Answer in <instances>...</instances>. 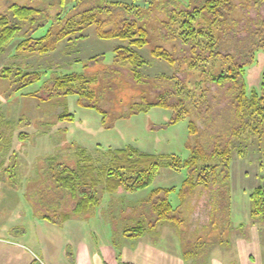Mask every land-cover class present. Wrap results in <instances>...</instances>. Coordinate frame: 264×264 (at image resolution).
I'll list each match as a JSON object with an SVG mask.
<instances>
[{"label":"rangeland","instance_id":"374dc122","mask_svg":"<svg viewBox=\"0 0 264 264\" xmlns=\"http://www.w3.org/2000/svg\"><path fill=\"white\" fill-rule=\"evenodd\" d=\"M106 1L109 4L115 0ZM186 1L179 0L176 4H170L163 12L141 0L139 7L142 8L139 13L147 17L146 22L150 32L149 47L142 51L151 63L144 70L148 77L137 85V79L130 68L114 63V48L121 42L117 39H101L95 26L84 30L83 33L87 35L85 38L61 42L56 50L47 54L42 55L40 52L32 54L18 49V45L30 32L34 38H37L45 36L49 28L56 31L60 26L64 27L72 16L86 8V5L79 4V0H0V14H11L8 12L9 8L12 4L18 3L38 6L46 15L49 14L51 19L47 21L46 27L36 31L34 30L38 25L33 29H30V24L24 25L20 34L0 54V125L2 120L5 122L2 127V131L5 132L0 130V133L3 139L7 138L5 142L8 143L4 149V140L1 141L0 153V264H16L13 256L4 248L5 244L8 245L12 240L6 235L9 231L3 233L2 225L11 229L23 225L30 229L36 225V222L43 224L44 218L41 216L44 211L41 209V204L35 200L37 196L34 190L44 187L53 194L55 188L53 174L57 169L62 170L64 166L75 169L77 163L87 162V156L90 155L95 164H107L112 156L109 152L122 147H134L140 153L175 155L182 162L187 161L196 151L200 163L197 167L182 165L180 168H177L178 165L166 167L161 170L153 185L144 190L133 192L122 190L114 194L103 192L100 206L95 209H98V213L104 212L113 216L109 222H114L118 244L123 246L121 235L129 240L134 239L128 237L124 230L133 229L139 223L143 224L141 221L143 219L147 226L143 229L144 233L139 236L144 235L145 232L155 235L164 224L172 226L170 231L174 236L177 232L173 230L174 227H179V230L180 227H185L183 235L182 233L180 235L186 241L184 252L191 260L196 254L206 252L208 245L215 243L224 248L223 246L226 247L235 240L236 249L241 250L243 254L240 251H237V254L228 248L229 250L226 249L222 255L224 262L237 264L242 261V264L249 259L252 250L256 253L255 259L261 260L264 264V216L251 215L252 192L257 186H264V122L262 125L248 123L245 126L249 115L238 113L240 116L243 115L240 117L243 121V132L240 130V135L235 133L237 138L235 137L230 144L234 152L228 171L230 208L223 213L222 208L218 209L214 201L213 209L210 204L202 206L204 201L208 200L206 195L208 190L217 189L219 186L212 179L217 173L211 172L212 165L219 161L215 159L211 163L204 161L210 160L212 157L210 154L217 145H226L232 139L229 137L232 131L236 132L241 128L240 123L232 127V124L236 123L235 117L237 119L233 100L238 95L233 89V82L218 87L208 79L217 77L233 60L242 63L251 60L245 68L244 90L250 98L258 95L259 100L264 99V47L256 49L254 57H248L249 46L252 43H244L254 38L257 43L264 45V39H261L264 37V5L257 9L254 1H251L249 7L243 6L240 2L233 16L228 18L225 27L219 23L214 24L208 15L202 13L196 26L206 28L209 35L196 39V46L193 48L195 42L187 44L173 37L174 31L180 33L178 27L180 19L177 13L180 7L188 10L185 7ZM136 12L135 9H130L126 15L134 17ZM255 34L263 36L258 38ZM240 39L243 41L240 42ZM210 46L214 48L212 57H209L210 50L207 49ZM157 47L173 55L177 61L175 66L165 61L154 62L150 50ZM245 47H247L246 51ZM204 55L208 56L206 60L202 59ZM194 59L198 64L195 70L191 68ZM4 68L12 73L4 72ZM21 68L36 72L44 70L45 74L38 83L27 85L15 92L13 88L17 81L16 78L14 79V74ZM203 68L209 78L207 84L201 85L198 80L206 81L200 77L202 74L200 69L204 70ZM72 72L85 73L88 78H92L91 82L88 81L89 83L85 85L86 90L92 93L93 97L91 101L84 98V102L96 101L98 108L82 106L76 94L61 101L47 100L55 90L54 75ZM173 72L181 75L182 85L179 90L175 82L166 79L167 76H173ZM4 75L9 79L2 77ZM241 88L242 82L237 86V90ZM143 90L151 100L163 90H170L173 95L171 101L174 102L182 96L185 105L190 109L189 113L186 114L185 119L174 124L171 123L173 112L166 108L153 107L148 112L135 113L132 105L140 100ZM191 99L194 100L195 105ZM243 102L248 103L246 99ZM65 109L66 113L73 115V121L68 118L60 120ZM190 120L195 125V134L189 128ZM6 122H9V125ZM254 129L258 132L257 130L253 132ZM22 131L29 135L28 138L19 137ZM223 167L225 166L219 164L217 172L223 171ZM207 173L211 175V179L202 182L204 179L200 180V176L209 177ZM189 176L193 181L200 183H197L193 190L192 185L186 187V192L187 189L189 190L188 197L181 202L179 191ZM159 187L175 189L168 194V197L175 207H179V212L176 214L180 219L179 223L176 220H168L155 224L152 209L154 200L151 195L152 191ZM162 196L161 192L159 197ZM21 209H25L26 214H19ZM53 220L61 223L58 218ZM195 224L197 226L201 224L202 228L193 230L191 227ZM10 234L17 233L12 230ZM242 238L250 239L252 242L250 250L249 247L245 248L244 245L239 244ZM226 239H229L230 243ZM259 240L260 244L257 245ZM23 259L26 260L24 257ZM235 259L240 260L237 262ZM208 260L209 258L206 259L207 262Z\"/></svg>","mask_w":264,"mask_h":264},{"label":"trees","instance_id":"16d2710c","mask_svg":"<svg viewBox=\"0 0 264 264\" xmlns=\"http://www.w3.org/2000/svg\"><path fill=\"white\" fill-rule=\"evenodd\" d=\"M150 4V6L156 10H161L163 12L168 9L170 4H176L179 0H144ZM251 1L255 2V7L257 9L260 6L264 5V0H187L185 9H179L177 16L180 21H178V27L180 29V33L173 34V37H177L182 40L183 43H194L193 48L196 46V39L205 38V36L209 35L206 28L197 27V21L200 18L202 13L208 15L209 19L214 21V24L219 23L221 26H227L228 18L233 16L234 11L238 8L239 3L245 7H249L251 5ZM141 0H125V1H112L111 3H107L106 0H79L80 5H86V8L80 10L79 13L75 14L68 20V23L63 27L60 26L58 30L54 31L53 28H49L47 30V34L43 37L34 38L33 34L26 35L23 41L21 42L18 49L22 51L32 52V54H36L40 52L42 55L47 54L49 51L56 50L61 42L68 41L77 38H85L87 35L83 32L89 27L95 26V29L98 31V35L101 39H117L121 43L116 45L114 48L115 58L114 63L126 66L131 69V73L137 79V85H140L141 81L148 77L145 74L144 70L149 66L151 62L147 59V57L143 53V49L149 47V29L146 22V16L139 13V10L142 7L140 6ZM79 5V6H80ZM135 9L137 14L135 13L134 17L130 15H126L129 10ZM151 9V10H154ZM250 11V10H249ZM7 13L0 14V54L6 49L7 45H9L16 36L20 34L24 25L30 24V29H33L34 26L38 25L37 29L46 27L47 21L51 20L49 14L46 15L45 11L38 6L32 5H20L18 3L12 4ZM147 15V14H146ZM172 17H174L172 15ZM76 18V19H75ZM176 18V16L174 17ZM58 19H60L58 17ZM57 19V20H58ZM174 20V19H173ZM211 20V21H212ZM59 24L61 22L59 21ZM76 26V27H75ZM256 35V34H255ZM55 36V38H54ZM263 35L257 34L256 37H262ZM261 39H264L262 37ZM243 40L240 39V42ZM249 42L252 43L250 49L248 50V57H254L256 49H261L264 45L257 43L254 38H251L244 43ZM243 43V44H244ZM41 44V45H39ZM217 46V44H215ZM210 50L209 57L214 55V48L207 47ZM247 47H245L246 51ZM152 59L158 61H165L170 63L172 66L176 64V59L173 55L169 54L168 51H164L163 48L157 47L150 50ZM207 55L203 56L202 59L206 60ZM251 57V58H252ZM246 59V57H244ZM196 59V58H195ZM194 59V62L191 65L193 70L197 69V60ZM251 61V60H250ZM250 61L239 62L232 61L229 67L221 72L217 77L209 78L208 73L202 69L201 78L206 79V81L198 80L199 84H204L208 81L215 83L218 87H224L226 83L233 82V89L237 97L233 100L234 104V113L237 116L234 120L236 123H240V127L238 131H232L231 137L232 139L226 145H217L210 155L212 157L210 162L214 159L216 162L211 167V172L217 175L213 176L212 179L215 180L216 184H219L217 189H209L206 195H208V200H205L202 204L209 205L213 209L214 203L217 204V208H222V212L228 210L230 208V183H229V167L232 164V155L234 152L231 149L230 144L232 140L237 138V135H240L241 131L243 132L242 126V118L243 115L238 113H247L249 116L247 117V121H245V126L248 123H256L262 125L264 122V99H258V95H254L252 98L247 96L244 74L246 73V66L250 63ZM202 68V67H200ZM9 71V72H8ZM4 72L12 73L10 70L4 68ZM3 72V73H4ZM130 73V74H131ZM173 76H167V80H171V82H175L176 88L179 90L180 85H182L181 75L173 72ZM45 71H27L25 69L16 71L14 74V79L16 78V83L14 84L13 90L19 91L22 90L27 85H32L38 83V81L42 80ZM55 76V77H54ZM54 91L47 100L56 99L61 101V99H66L68 96L73 94L78 95V99L82 106L89 108H98V103L95 101L92 102H84L85 99H89L91 101L93 94L89 93L86 90V83L91 82L90 78L86 76L85 73H77L72 72L70 74L65 75H54ZM6 79H9L6 75L2 76ZM89 81V82H88ZM244 81V82H243ZM242 82V88L237 90V86ZM81 87H78L79 84ZM207 84V83H206ZM264 87V84H263ZM182 89V88H181ZM187 89V88H185ZM189 91V90H188ZM181 92V90H180ZM146 92L143 90L141 93V98L139 101L135 102L132 105V110L135 113L148 112L153 107L166 108L173 112L171 123L178 122L180 120L185 119L186 114L189 113V108L185 105L184 99L180 96L176 101L172 102V92L170 90H163V92L158 93L157 97L154 99H149L147 97ZM189 96L188 94H186ZM190 97V96H189ZM248 103H244L245 100ZM193 99V98H192ZM191 102L194 104V100ZM251 110V111H249ZM237 112V114H236ZM69 116V117H68ZM246 117V115H245ZM67 118L70 121H73V115L69 112L66 113V109L60 120H64ZM9 125V122H6ZM5 125V122L2 120L0 125V130L2 131V127ZM250 126V125H249ZM189 128L192 133H196V128L192 120H190ZM257 129H254L255 132ZM5 132V131H2ZM258 132V130H257ZM237 135H236V134ZM245 133V131H244ZM26 132L22 131L19 133V137L21 139L28 138ZM0 133V153L1 151V141L4 140V149L7 147L8 143L7 138L3 139ZM6 141V142H5ZM221 146V147H220ZM203 150L204 147H202ZM112 151V152H111ZM109 153H112V156L109 159V163L100 165L95 164L93 157L87 156V162H80L76 164V168L73 169L68 166H64L62 170H56L53 174L55 188L53 189V194L50 191H47L46 188L43 187V191L41 189L35 190V200L41 204V209H43L44 217H48L50 219H57L58 213L61 205L64 203L63 195L65 191H67L71 197V199L75 202V206L73 212L78 213H86L93 211L96 207L100 206L101 196L103 192L108 193H119L122 190L125 191H137L144 190L145 188L151 187L155 182V179L159 176L162 169H165L169 166H177L180 168L182 166H190L197 167L199 165L200 157L197 152H193V154L187 159V161H181L179 157L175 155L165 154H148V153H140L134 147H122L120 149H112ZM206 151V150H205ZM202 152V151H201ZM108 153V152H107ZM106 153V154H107ZM204 156H207L206 153L202 152ZM242 154V153H240ZM88 155V154H87ZM215 155V156H213ZM93 160V161H92ZM224 165L223 171H219V164ZM209 166V165H207ZM209 173H207L208 175ZM206 175V176H207ZM192 176V173H191ZM191 176L188 177L186 181L183 182L179 196L182 198L181 202L186 200L187 192L185 190L186 187L192 185V190L195 188L198 181H193ZM211 175L209 177L200 176V180L204 179L202 182H207V180L211 179ZM211 181V180H210ZM174 188H156L152 191L151 198H153L154 202L152 205L153 216L155 217V224L158 222L164 221H178L180 219L177 218V213L179 212V207H175L172 203L168 194L173 191ZM175 190V189H174ZM185 190V191H184ZM59 192L60 194H57ZM163 193L162 197H159ZM218 192V193H217ZM185 193V194H184ZM251 196V215L254 217L264 216V186L260 185L255 188L252 192ZM101 194V195H100ZM160 194V195H159ZM61 195V196H60ZM159 195V196H157ZM157 196V197H156ZM156 197V198H155ZM221 200L218 201V198ZM34 200V201H35ZM203 202V201H202ZM209 202V203H207ZM57 215V216H55ZM55 221V220H54ZM142 223H139L137 227L133 229H125L124 232L128 237L135 238L143 234V229L145 226V221L141 219ZM121 264H133L132 262H124Z\"/></svg>","mask_w":264,"mask_h":264},{"label":"crops","instance_id":"0c3cea01","mask_svg":"<svg viewBox=\"0 0 264 264\" xmlns=\"http://www.w3.org/2000/svg\"><path fill=\"white\" fill-rule=\"evenodd\" d=\"M63 193L64 203L56 212L61 223L52 221L42 214L43 224L36 222V225L30 229L23 225L12 229L2 225L3 233L9 231L6 235L12 240L8 245L5 244L4 248L13 256L16 264H121L125 261L133 264H227L222 257L226 249L230 248L236 253L237 251L241 252L236 249L237 242L235 243V240L230 243V240L226 239L230 243L226 247L222 248V245L213 243L208 245L206 252L196 254V257L191 260L184 252L186 241L182 235L185 227H180V230L179 227H174L173 230L177 231L174 236L170 231L172 226L165 224L159 231L157 230L159 233L156 232L155 235L145 232L144 235L132 240L121 235L123 244L121 246L116 238L114 222H109L113 218L111 214L98 213V209L89 213L76 214L73 212L75 202L67 191ZM22 209L19 214L25 213V209ZM31 210L33 209L31 208ZM101 221L103 223L100 224ZM191 228L197 230L202 227L201 224L200 226L195 224ZM12 230L17 234H10ZM161 231L163 233H160ZM181 233L182 235H180ZM26 234L27 237H25ZM243 238L237 241L245 248L249 247L250 250L252 242L250 239H246V241ZM259 244L260 240L257 245ZM258 249L260 254L259 246ZM250 252L249 259L243 261L242 264H263L261 260L259 263L258 259H255L254 251L250 250ZM207 258H209L208 262ZM241 262L239 261L237 264H241Z\"/></svg>","mask_w":264,"mask_h":264}]
</instances>
